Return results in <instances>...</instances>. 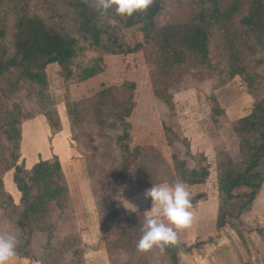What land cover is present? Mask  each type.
Returning a JSON list of instances; mask_svg holds the SVG:
<instances>
[{
  "label": "rangeland",
  "instance_id": "374dc122",
  "mask_svg": "<svg viewBox=\"0 0 264 264\" xmlns=\"http://www.w3.org/2000/svg\"><path fill=\"white\" fill-rule=\"evenodd\" d=\"M51 1L66 15L62 24L73 33V13L64 8L69 0ZM30 2L40 9L45 5L44 0ZM15 3L8 1L4 8L11 9ZM198 3L165 0L161 23L187 19ZM41 13L46 15V11ZM6 18L8 23L13 21L11 13ZM118 31L131 46L142 41L139 26H118ZM79 45L82 49L72 63L74 75L80 66L99 56L86 44ZM144 52L145 57L142 52L104 55V72L88 84H76L75 76L65 80L60 66L50 64L45 69L48 85L43 100L38 98L37 89L26 83L10 98L0 97V111L15 105L21 110L17 163L29 169L39 160L57 156L65 175L70 201L64 214L58 216L50 253L59 256L60 264L68 263L71 254H61L62 238L71 235L77 240L69 242L83 251L81 264L85 259L96 261L101 246L105 264H235L234 256L242 259V264H264L260 250L264 241V185L248 212L230 218L241 237L229 225L216 227L219 207L229 202L222 188L225 155L230 154L239 163L243 158L241 143L250 140L241 123L254 103L246 83L236 76L221 84L210 70L193 66L159 79L154 51L146 45ZM211 53L213 61L218 62L221 48L216 39ZM259 59L263 60L261 64L257 63ZM248 66L261 77L259 96L264 99V47L249 58ZM99 82L105 87H98ZM214 101L223 110L221 114L213 113ZM128 107L130 110H126ZM46 113L51 114L52 123ZM0 144L6 145L2 135ZM126 157L130 158L127 175L112 183V210L107 211L101 179L121 171ZM170 167L175 172L174 180ZM13 171L3 174L4 190L18 203ZM161 181L185 183L194 219L190 227L178 232V243L184 247L169 246L163 253L154 247L142 252L137 242L151 206L144 193L152 183ZM8 233L15 234L0 210V235ZM44 243V237L37 234L31 245L34 257H40ZM168 250L177 251L175 262ZM27 261L41 264L36 259ZM24 263V258L10 262Z\"/></svg>",
  "mask_w": 264,
  "mask_h": 264
},
{
  "label": "trees",
  "instance_id": "16d2710c",
  "mask_svg": "<svg viewBox=\"0 0 264 264\" xmlns=\"http://www.w3.org/2000/svg\"><path fill=\"white\" fill-rule=\"evenodd\" d=\"M8 1L0 0L1 98L15 95L26 83L33 85L38 98L43 100L48 85L45 69L50 64L60 66L65 80L75 76L74 82L78 85L94 82L104 72V55L126 56L142 52L145 57L146 45L154 51L159 79L169 77L179 68L193 66L210 70L221 84L236 76L244 80L254 99L251 112L241 122L250 140L241 143L243 158L239 163L230 154L225 155L222 188L229 202L219 207L216 218L218 229L229 225L241 237L242 233L230 218H239L248 212L264 185V99L259 96L258 80L261 77L248 66L249 58L264 47V0H199L187 19L167 23L160 21L165 0H153L146 11L132 17H121L111 10L101 17L85 0H69L64 8L73 13L70 19L73 33L66 30L62 24L66 15L51 0H44L42 9L33 7L30 0H15L11 9L4 8ZM41 10L46 11V15H42ZM10 13L13 21L8 23L6 17ZM113 22L123 27L139 26L142 41L132 46L125 43ZM214 39L221 48L218 62L212 59ZM80 43L99 56L80 66L74 75L72 63L82 49ZM262 62L261 59L257 61L258 64ZM102 83L99 82L98 87H105ZM157 95L163 96L161 92ZM212 110L215 115L223 112L215 101ZM45 115L52 123L51 114ZM20 124L21 110L17 105L0 111V135L6 143L5 146L0 144V210L18 237L16 256L36 259L41 264L47 261L48 264H60L59 256L50 250L56 237L58 216H62L69 206L65 175L57 156L39 160L29 169L17 163ZM163 127L168 136L167 127ZM129 160L128 157L124 159L121 171L106 174L101 179L107 211L112 210L109 203L111 185L127 175ZM11 169L14 170L12 181L19 193L18 203L4 190L3 174ZM171 169L174 180L175 172ZM55 214L57 218H53ZM37 234L45 240L40 257H34L31 251ZM62 239L61 254L68 251L71 254L66 264H81L83 251L69 242V239H75L71 235ZM179 245L184 247L181 243L173 246ZM168 252L175 262L177 251Z\"/></svg>",
  "mask_w": 264,
  "mask_h": 264
},
{
  "label": "clouds",
  "instance_id": "9594fccd",
  "mask_svg": "<svg viewBox=\"0 0 264 264\" xmlns=\"http://www.w3.org/2000/svg\"><path fill=\"white\" fill-rule=\"evenodd\" d=\"M103 17L110 10L121 17H132L146 11L153 0H85ZM145 199H150V209L142 224V235L137 249L142 252L158 248L163 253L169 246L178 243V232L191 226L194 216L192 200L187 186L182 181H161L145 190ZM17 235H0V264H10L17 255Z\"/></svg>",
  "mask_w": 264,
  "mask_h": 264
},
{
  "label": "crops",
  "instance_id": "0c3cea01",
  "mask_svg": "<svg viewBox=\"0 0 264 264\" xmlns=\"http://www.w3.org/2000/svg\"><path fill=\"white\" fill-rule=\"evenodd\" d=\"M262 242V241H261ZM260 250H261V254L262 255H264V241H263V246L262 247H260ZM104 251V249H103V247L101 246L100 247V250H99V254H98V256L100 257H98V256H95L96 257V261H91V259H85V261H84V264H105L104 263V260H103V252ZM257 255L259 256V257H261V255H260V253L259 252H257ZM15 258H18V259H21V260H23V258H20V257H18V256H16ZM87 258V257H86ZM255 257L253 256V259H254ZM27 261V258H24V264H28V261ZM234 263L235 264H242V259H240V258H238V257H235L234 256Z\"/></svg>",
  "mask_w": 264,
  "mask_h": 264
}]
</instances>
